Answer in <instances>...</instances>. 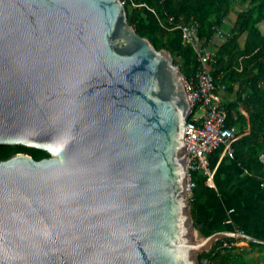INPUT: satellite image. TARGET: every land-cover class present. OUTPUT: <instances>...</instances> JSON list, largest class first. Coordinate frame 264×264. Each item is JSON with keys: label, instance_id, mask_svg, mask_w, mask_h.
Listing matches in <instances>:
<instances>
[{"label": "water", "instance_id": "obj_1", "mask_svg": "<svg viewBox=\"0 0 264 264\" xmlns=\"http://www.w3.org/2000/svg\"><path fill=\"white\" fill-rule=\"evenodd\" d=\"M183 72L122 0H0V264H200Z\"/></svg>", "mask_w": 264, "mask_h": 264}, {"label": "trees", "instance_id": "obj_2", "mask_svg": "<svg viewBox=\"0 0 264 264\" xmlns=\"http://www.w3.org/2000/svg\"><path fill=\"white\" fill-rule=\"evenodd\" d=\"M132 1L147 5V7H133L129 0L124 2L128 20L136 32L147 37L157 49L170 50L174 62L180 66L184 77L187 78L194 74L198 66L196 52L190 44L182 42L179 29L168 31L160 26L158 20H165L168 16H173L174 22L179 24L196 20L199 23L197 40L205 45L211 40L215 34V28L221 25L234 3L247 0ZM248 1L249 7L238 13L236 26L231 36L220 47V50H225L226 55L222 81L226 84L227 90H231L235 83L246 79L244 97L226 104L229 115L228 124L235 125L240 122L241 126L233 142L236 157L247 168L252 166L259 171L257 155L264 152V35L258 24L264 21V0ZM243 32H247L248 35L244 46L240 47L237 38ZM222 57L217 55L214 66L220 63ZM216 73L213 71L214 75ZM241 108H244V112ZM234 113L237 114L236 117ZM23 151L36 159L48 156V153L42 150L16 145L0 146V159ZM194 174L195 172L192 173L193 176ZM191 206L195 226L205 236L212 234L214 230L207 228L212 212L203 201L195 198L191 201ZM219 242L221 240H217L210 250L198 255L200 263L208 260L210 264H244L239 260L240 253L236 252L237 246L221 252L215 248ZM260 247L261 250L264 249V245Z\"/></svg>", "mask_w": 264, "mask_h": 264}, {"label": "crops", "instance_id": "obj_3", "mask_svg": "<svg viewBox=\"0 0 264 264\" xmlns=\"http://www.w3.org/2000/svg\"><path fill=\"white\" fill-rule=\"evenodd\" d=\"M249 5L248 0L235 2L221 25L215 28L211 40L205 45L201 44L212 47L217 51V55L223 56L220 63L213 68V71L217 72L216 76L222 75V69L226 66L225 50H220V47L231 36L238 13L246 10ZM258 27L264 35V21L260 22ZM247 35V32H243L237 38L240 47L244 46ZM245 82L246 79H242L235 83L231 90L223 92L221 94L223 102L228 104L243 98ZM241 110L244 112V108ZM236 116L234 113V117ZM235 125L238 130L241 129L240 122ZM208 158L213 169L212 184L207 183V177L201 172H195L193 176L195 181L193 199L203 201L212 212L207 228L214 232L228 230L251 236L255 241L244 238L232 239L236 245L241 241L240 244L249 246L256 254V258L262 259L259 264H264V249L261 250L260 247L264 245V188L259 184L260 170L244 166L235 152L233 158L229 157L224 146L212 150Z\"/></svg>", "mask_w": 264, "mask_h": 264}, {"label": "built area", "instance_id": "obj_4", "mask_svg": "<svg viewBox=\"0 0 264 264\" xmlns=\"http://www.w3.org/2000/svg\"><path fill=\"white\" fill-rule=\"evenodd\" d=\"M122 1L125 2V0ZM129 1L133 7H147L146 4ZM158 21L160 26L168 31L179 29L182 42L190 44L197 55L198 66L194 74L187 78L183 77L191 107L190 115L185 122L183 137L187 150L186 186L191 203L195 187L192 173L201 172L207 177V183L211 185L213 169L210 167L208 154L217 147L224 146L228 156L233 158V142L239 130L236 125L228 124V110L221 97V94L227 90V86L222 81V75L213 74L217 51L212 47L202 46L198 42L199 23L196 20H189L182 24L175 23L173 16ZM257 160L260 165L259 184L264 188V152L257 155ZM220 240L221 242L215 247L217 251L224 252L236 246V243L229 238ZM200 264L210 263L208 260H203Z\"/></svg>", "mask_w": 264, "mask_h": 264}, {"label": "rangeland", "instance_id": "obj_5", "mask_svg": "<svg viewBox=\"0 0 264 264\" xmlns=\"http://www.w3.org/2000/svg\"><path fill=\"white\" fill-rule=\"evenodd\" d=\"M241 241L237 242L238 244L236 245V252L240 253V262L242 261L244 264H259L262 259L256 258V254L253 253V250L246 245L240 244Z\"/></svg>", "mask_w": 264, "mask_h": 264}, {"label": "flooded vegetation", "instance_id": "obj_6", "mask_svg": "<svg viewBox=\"0 0 264 264\" xmlns=\"http://www.w3.org/2000/svg\"><path fill=\"white\" fill-rule=\"evenodd\" d=\"M23 153H27V152H24V151H23ZM13 154H14V153H13ZM13 154H11V155H13ZM28 154H29V153H28ZM11 155H10V156H11ZM48 156H49V154H48ZM8 157H9V156H8ZM2 159H4V158H2Z\"/></svg>", "mask_w": 264, "mask_h": 264}]
</instances>
